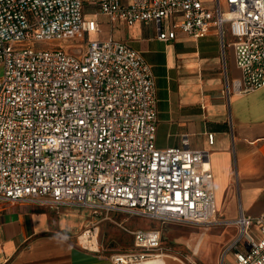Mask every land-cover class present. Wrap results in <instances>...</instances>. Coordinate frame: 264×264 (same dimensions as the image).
Wrapping results in <instances>:
<instances>
[{"label":"built area","instance_id":"built-area-1","mask_svg":"<svg viewBox=\"0 0 264 264\" xmlns=\"http://www.w3.org/2000/svg\"><path fill=\"white\" fill-rule=\"evenodd\" d=\"M91 1L112 23L157 24L164 42L179 32L203 38L215 30L225 48L229 33L241 71L234 91L264 87V0ZM84 3L0 0V202L210 226L218 215L210 151L191 149L187 140L181 147L157 146L151 66L128 43L84 42L86 33L100 29L85 19ZM225 222L238 229L229 248L246 241L231 264H264V212L241 211ZM93 229L83 232L90 239L96 234L99 245ZM124 229L133 247L110 253L113 264H147L164 254L161 230Z\"/></svg>","mask_w":264,"mask_h":264},{"label":"crops","instance_id":"crops-1","mask_svg":"<svg viewBox=\"0 0 264 264\" xmlns=\"http://www.w3.org/2000/svg\"><path fill=\"white\" fill-rule=\"evenodd\" d=\"M84 17L100 24L98 31L86 33L84 42L112 38L128 43L151 66L157 96V146L181 147L187 140L191 149L210 151L222 219L236 220L241 211L250 216L263 213L264 87L247 94L234 91L233 82L241 71L235 62L233 37L226 35L225 48L215 30L203 38L179 32L176 39L164 42L158 39L157 24L112 23L91 0H85ZM171 24L167 21L165 27ZM209 134H214V144L209 143ZM81 208L25 200L0 202V264H113L105 248L98 246L97 252L80 243L90 222ZM237 233L225 249L227 264L233 262L234 252L245 247L244 240L229 248Z\"/></svg>","mask_w":264,"mask_h":264},{"label":"rangeland","instance_id":"rangeland-1","mask_svg":"<svg viewBox=\"0 0 264 264\" xmlns=\"http://www.w3.org/2000/svg\"><path fill=\"white\" fill-rule=\"evenodd\" d=\"M75 44V42H67L69 52L75 50L71 47ZM39 46L45 47L47 44L41 43ZM2 76L3 68L0 67V78ZM81 211L85 212L90 220L86 228H92V231H95L93 227H98L99 245H97L96 236L90 239L93 245L97 248L99 246L101 249L103 247L109 253L131 249L133 236L124 227L128 230L138 227L161 230L163 253L168 254L166 256L167 264H221L226 247L238 231L227 224L220 213H218L215 223L204 226L191 223H164L159 220L118 212L107 214L104 211H99L94 213L88 208H81ZM84 246L91 248L88 245Z\"/></svg>","mask_w":264,"mask_h":264},{"label":"bare ground","instance_id":"bare-ground-1","mask_svg":"<svg viewBox=\"0 0 264 264\" xmlns=\"http://www.w3.org/2000/svg\"><path fill=\"white\" fill-rule=\"evenodd\" d=\"M89 236H90L89 232H85V233L83 232V235L81 236V240H80L81 243L84 245H88L92 248H97L96 246L93 245V242L90 240ZM93 236H96V234H94ZM167 255L168 254H162L161 256L149 261L147 264H166V256Z\"/></svg>","mask_w":264,"mask_h":264}]
</instances>
